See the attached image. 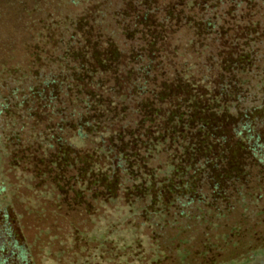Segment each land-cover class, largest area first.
<instances>
[{
    "label": "trees",
    "instance_id": "16d2710c",
    "mask_svg": "<svg viewBox=\"0 0 264 264\" xmlns=\"http://www.w3.org/2000/svg\"><path fill=\"white\" fill-rule=\"evenodd\" d=\"M28 2L0 0L30 25L0 40V264L105 219L174 264L247 219L260 246L264 0Z\"/></svg>",
    "mask_w": 264,
    "mask_h": 264
},
{
    "label": "rangeland",
    "instance_id": "374dc122",
    "mask_svg": "<svg viewBox=\"0 0 264 264\" xmlns=\"http://www.w3.org/2000/svg\"><path fill=\"white\" fill-rule=\"evenodd\" d=\"M53 1L61 2L62 0ZM31 3L32 0H29L28 4ZM65 8L66 10H73V7L69 5H66ZM17 15L15 9L7 10L5 22L3 21L0 25V40L10 39L14 41L24 34L23 29L30 26L27 25L26 18L20 17L18 22H15ZM20 53L21 50L17 48L15 54ZM242 151L237 148L233 154L236 156L233 157L234 160L236 158V176L240 174L239 156ZM247 221L246 226L240 228L239 232L236 233L235 251L228 250L220 253L222 260L227 259L219 264H264V231L260 236L263 242L260 246L256 245L257 240L254 232L258 231L259 233L262 229L255 228L251 224V219H247ZM34 222V217H30L29 223L33 224ZM94 224L90 231H79L74 235L62 237V239L49 238L48 240V238L42 237L41 245L43 249L40 253L42 255L40 264H174L172 257H169L170 260L163 258L158 260L157 248L152 245L148 247L144 239L140 237L141 232L132 229L130 224L125 225L124 221L113 219L101 220ZM23 233L28 240L32 239L33 231L31 229L25 228ZM166 235H168V232H166ZM45 241H47L46 246ZM195 247L199 248L198 244ZM211 253L208 252V256L202 257L203 259H200V256L191 254L187 263H204L215 256ZM216 256H219V254H216Z\"/></svg>",
    "mask_w": 264,
    "mask_h": 264
}]
</instances>
